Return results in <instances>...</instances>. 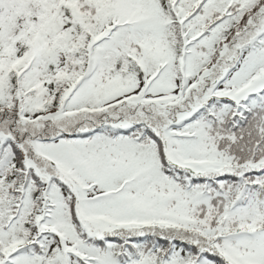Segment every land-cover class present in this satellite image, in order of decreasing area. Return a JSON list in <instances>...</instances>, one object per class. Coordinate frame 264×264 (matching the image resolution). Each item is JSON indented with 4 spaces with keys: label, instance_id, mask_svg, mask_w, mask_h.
<instances>
[{
    "label": "snow or ice",
    "instance_id": "obj_1",
    "mask_svg": "<svg viewBox=\"0 0 264 264\" xmlns=\"http://www.w3.org/2000/svg\"><path fill=\"white\" fill-rule=\"evenodd\" d=\"M0 264H264V0H0Z\"/></svg>",
    "mask_w": 264,
    "mask_h": 264
}]
</instances>
